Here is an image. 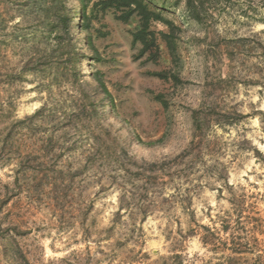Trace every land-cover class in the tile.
I'll return each instance as SVG.
<instances>
[{
	"label": "rangeland",
	"instance_id": "rangeland-1",
	"mask_svg": "<svg viewBox=\"0 0 264 264\" xmlns=\"http://www.w3.org/2000/svg\"><path fill=\"white\" fill-rule=\"evenodd\" d=\"M200 1L204 23L185 19L183 0L153 1L179 26L174 61L164 49L158 62L136 58L135 22L112 15L94 18L93 59L74 13L83 88L94 100L96 72L110 92L115 106L102 121L127 151L123 166L107 151L93 155L71 125L82 88L63 80L48 93L35 84L49 77L0 76V264H226L228 255L264 264V0ZM164 69L179 70L180 81L152 74ZM165 157L180 166L139 180L137 169ZM223 221L239 254L225 249Z\"/></svg>",
	"mask_w": 264,
	"mask_h": 264
},
{
	"label": "trees",
	"instance_id": "trees-1",
	"mask_svg": "<svg viewBox=\"0 0 264 264\" xmlns=\"http://www.w3.org/2000/svg\"><path fill=\"white\" fill-rule=\"evenodd\" d=\"M74 1H77V7L72 5V0H0V76L6 77L7 82H10L11 77L15 78L13 80H20L26 74L35 77H49L48 82L41 81L35 84L36 89L48 93H51L53 89L62 91L64 89L63 80L69 84H74L78 89L82 88L83 91L80 92L81 106L78 108L71 125L74 127L79 124L78 127L74 128L79 129L81 127L79 131L82 137L91 141L93 155H99L103 150L104 152L107 151L114 157L119 166H123L125 164L124 161H121L123 156L119 153L126 150L112 131V125L108 124L107 126L102 121L105 114L104 108L113 109L115 106L110 92L96 72L93 73V78L97 82L94 93L96 97L99 93L103 94L104 97H97V99L95 97L94 100H91L88 96L90 91L86 92L83 88L84 84L81 77L84 73L80 71L78 66L80 61L85 58V54L80 45L81 42L79 43V38L74 33V13L78 15L76 28L80 32H85V41L91 50L93 59L96 58L93 55L96 48L91 38L94 18L101 19L107 15H112L114 19L122 23L134 21L135 26L130 33L132 44L138 46L136 58L143 57L146 61L151 62H158L163 49L170 61L176 60L179 55L176 30H179V26L165 16L160 9L154 7L153 1L155 0ZM183 7L186 20H192L196 23L205 22L207 11L203 1L183 0ZM155 23L162 24L164 28L156 29ZM12 56L19 58L20 61L11 65V69H6L4 65H7L8 61L10 62ZM231 56L232 53L227 55L228 59H231ZM164 70L154 71L152 74L164 80H172L174 83L180 81L179 70ZM154 98L163 106L167 105V101L161 93L155 94ZM41 110L42 108L38 111ZM193 113L192 143L199 139L196 133L201 128L198 113ZM93 114L95 117L92 116ZM135 162L134 159H130L126 165V168H129L127 170L137 168ZM179 166L173 162L172 158L165 157L146 162V167L137 169L135 173L141 177L139 180L142 181V175L146 172L164 173L168 172L169 169L176 170ZM124 202H119V210L123 208ZM149 202L151 201L141 203L143 212L149 210ZM231 204L237 205L236 201ZM118 214L119 211L116 212V216ZM118 219V217L115 218V220ZM236 219L238 220V218ZM223 222L221 230L226 234L228 233V238L224 240L225 249L229 250L231 254H239L241 244L236 241V233L231 230L230 221ZM202 227L209 231V235L213 236V232L208 226L202 225ZM202 236L204 244L212 242L207 235L204 236V233ZM236 256H226V264H232V260ZM259 258L264 261V257L259 256Z\"/></svg>",
	"mask_w": 264,
	"mask_h": 264
}]
</instances>
